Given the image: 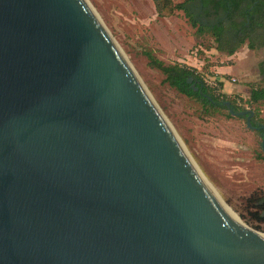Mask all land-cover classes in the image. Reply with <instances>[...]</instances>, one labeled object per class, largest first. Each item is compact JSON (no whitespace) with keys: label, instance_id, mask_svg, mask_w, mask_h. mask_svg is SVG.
Masks as SVG:
<instances>
[{"label":"water","instance_id":"1","mask_svg":"<svg viewBox=\"0 0 264 264\" xmlns=\"http://www.w3.org/2000/svg\"><path fill=\"white\" fill-rule=\"evenodd\" d=\"M0 264H264L82 0H0Z\"/></svg>","mask_w":264,"mask_h":264},{"label":"rangeland","instance_id":"2","mask_svg":"<svg viewBox=\"0 0 264 264\" xmlns=\"http://www.w3.org/2000/svg\"><path fill=\"white\" fill-rule=\"evenodd\" d=\"M82 1L112 40L205 187L240 224L239 213L259 214L263 220L253 222L259 225L256 231L264 233V211H259L264 198L263 137L247 126L246 118L228 117L226 110L206 114L198 101L165 83L164 75L150 66L147 57L150 53L166 65L194 68L209 86L222 82L217 93L235 98L246 111L258 110L264 125V105L244 103L249 85L260 81L257 65L264 58V48L252 51L243 46L235 59L227 60L212 38L196 34L182 11L160 17L153 0ZM183 1L172 0L175 4ZM228 65V75L219 80L216 68Z\"/></svg>","mask_w":264,"mask_h":264},{"label":"trees","instance_id":"3","mask_svg":"<svg viewBox=\"0 0 264 264\" xmlns=\"http://www.w3.org/2000/svg\"><path fill=\"white\" fill-rule=\"evenodd\" d=\"M153 3L160 17L169 16L174 11H182L191 26L196 29V34L212 38L216 50L227 56L234 55L243 46L252 51L264 48L263 0H184L176 4L172 0H153ZM147 57L150 66L164 75L165 83L186 97L198 101L206 114L226 110L227 116L232 117L230 109L234 113L246 111L235 98L217 93V90L223 88L222 82H216L212 87L204 82L200 72L194 68L181 64L166 65L150 53H147ZM257 70L260 81L249 85L248 98L244 101L249 106L264 105V58L258 63ZM189 79L192 83L187 82ZM192 86L197 87L199 91L194 92ZM249 112L253 113L251 125H255L253 121L263 125L258 110ZM260 202L259 211H264V198H261ZM239 217L250 228L260 229L256 222L262 221L263 218L259 214L239 213ZM254 220L256 222H253Z\"/></svg>","mask_w":264,"mask_h":264},{"label":"bare ground","instance_id":"4","mask_svg":"<svg viewBox=\"0 0 264 264\" xmlns=\"http://www.w3.org/2000/svg\"><path fill=\"white\" fill-rule=\"evenodd\" d=\"M122 60V59H121ZM122 62L125 64V62L122 60ZM126 65V64H125ZM127 66V65H126ZM128 67V66H127ZM139 84V83H138ZM140 86V85H139ZM140 89L142 90V88L140 87ZM143 91V90H142ZM144 92V91H143ZM144 94H145V92H144ZM146 95V94H145ZM146 97H147V95H146ZM148 98V97H147ZM148 100H150L149 98H148ZM150 102V104L153 106V108L158 112V110L156 109V107L154 106V104L151 102V100L149 101ZM158 114H159V112H158ZM160 115V114H159ZM161 117V116H160ZM178 144V143H177ZM179 145V144H178ZM189 161V160H188ZM189 163H190V161H189ZM192 166V165H191ZM195 171V170H194ZM197 174V173H196ZM198 175V174H197ZM198 177H199V175H198ZM200 178V177H199ZM200 180H201V178H200ZM202 181V180H201ZM202 184L204 185V183H203V181H202ZM204 187H205V185H204ZM206 188V187H205ZM207 190H208V192L212 195V197L214 198V200H215V202L217 203V205L220 207V209L227 215V216H229L232 220H234V221H236V222H238V220L231 214V212H229V210H227L218 200H217V198L212 194V192L208 189V188H206ZM239 224H240V222H238ZM241 225V224H240Z\"/></svg>","mask_w":264,"mask_h":264},{"label":"crops","instance_id":"5","mask_svg":"<svg viewBox=\"0 0 264 264\" xmlns=\"http://www.w3.org/2000/svg\"><path fill=\"white\" fill-rule=\"evenodd\" d=\"M238 54L236 53V54H234V55H232V56H227L226 57V59L227 60H233V59H235V57L237 56ZM228 68H230V66L228 65V66H224V67H220V68H216V74L218 75V79L219 80H223V76L224 75H228V73L226 72V69H228ZM248 93H249V91H248Z\"/></svg>","mask_w":264,"mask_h":264},{"label":"flooded vegetation","instance_id":"6","mask_svg":"<svg viewBox=\"0 0 264 264\" xmlns=\"http://www.w3.org/2000/svg\"><path fill=\"white\" fill-rule=\"evenodd\" d=\"M243 118H245V117H243ZM253 123L255 124L254 126H253V129L252 130H255L256 132H258L262 137H263V139H264V130H259L258 128H259V126H261V125H259L258 123H256L255 121H253Z\"/></svg>","mask_w":264,"mask_h":264},{"label":"built area","instance_id":"7","mask_svg":"<svg viewBox=\"0 0 264 264\" xmlns=\"http://www.w3.org/2000/svg\"><path fill=\"white\" fill-rule=\"evenodd\" d=\"M231 81H232L233 83L235 82V80H234V79H232ZM205 83H206V82H205ZM206 84H207V83H206ZM207 85H208V84H207Z\"/></svg>","mask_w":264,"mask_h":264}]
</instances>
